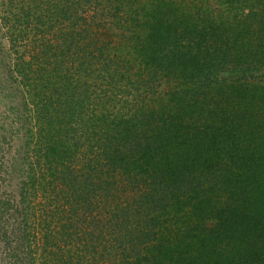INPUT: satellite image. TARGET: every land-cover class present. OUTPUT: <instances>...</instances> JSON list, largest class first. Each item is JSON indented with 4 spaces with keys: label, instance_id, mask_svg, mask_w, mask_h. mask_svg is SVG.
Segmentation results:
<instances>
[{
    "label": "trees",
    "instance_id": "trees-1",
    "mask_svg": "<svg viewBox=\"0 0 264 264\" xmlns=\"http://www.w3.org/2000/svg\"><path fill=\"white\" fill-rule=\"evenodd\" d=\"M6 2L0 264H264V0Z\"/></svg>",
    "mask_w": 264,
    "mask_h": 264
},
{
    "label": "rangeland",
    "instance_id": "rangeland-1",
    "mask_svg": "<svg viewBox=\"0 0 264 264\" xmlns=\"http://www.w3.org/2000/svg\"><path fill=\"white\" fill-rule=\"evenodd\" d=\"M15 15H19L16 13L15 8L9 3L7 5L6 0H0V134L9 137L8 148L2 147V152L6 151L3 162L8 165L12 163L8 160L16 157L18 145L20 146L21 141H23L21 138L26 129L25 118L23 117L26 111L23 113V110L20 109L22 103L21 96L18 93L19 89L8 75L13 68L12 64L15 63L14 59L19 55H27L28 51L27 44L17 38L15 30L19 28H16L14 22ZM8 106L18 107L19 109L8 113L6 112ZM12 185H15L14 180ZM8 190L10 191L12 188L9 187Z\"/></svg>",
    "mask_w": 264,
    "mask_h": 264
}]
</instances>
